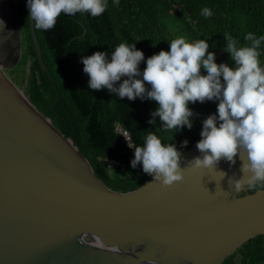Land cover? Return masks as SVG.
I'll return each mask as SVG.
<instances>
[{"label":"water","instance_id":"1","mask_svg":"<svg viewBox=\"0 0 264 264\" xmlns=\"http://www.w3.org/2000/svg\"><path fill=\"white\" fill-rule=\"evenodd\" d=\"M10 4L4 30L15 29L19 41ZM29 26L47 71L30 18ZM18 61L0 56V264H223L264 236V190L236 193L228 183L243 175L239 155L235 165L196 168L188 164L200 155L196 143L182 152V181L162 186L150 177L133 191H113L11 79Z\"/></svg>","mask_w":264,"mask_h":264},{"label":"trees","instance_id":"2","mask_svg":"<svg viewBox=\"0 0 264 264\" xmlns=\"http://www.w3.org/2000/svg\"><path fill=\"white\" fill-rule=\"evenodd\" d=\"M10 2L26 27L25 53L13 72L27 71L25 91L32 103L73 140L101 181L123 193L141 187L151 176L143 172L142 165L131 167L134 154L116 132L117 125L128 131L133 146L141 145L145 134L152 131L162 142L174 143L184 152L201 139L202 120L216 112L217 102L190 104L197 114L192 118L193 128L164 132L158 118L156 125L148 123L157 107L155 101H131L107 89H89V77L83 72L80 57L96 51L110 54L116 45L127 42L136 43L147 59L162 49L168 50L171 39L184 35L190 41L207 39L208 51L216 52L217 63L231 66L230 54L223 50L226 33L241 45L246 43L244 36L248 32L264 35V0H119L118 5L108 0L100 16L61 14L52 30L35 28L47 69L43 71L32 45L27 10L20 0ZM204 7L212 10L211 17L201 15ZM260 61L264 65V44ZM145 66L142 62L140 68ZM184 140L188 141L186 147L182 146ZM109 159L120 165L108 170ZM223 264H264V236L242 244Z\"/></svg>","mask_w":264,"mask_h":264},{"label":"clouds","instance_id":"3","mask_svg":"<svg viewBox=\"0 0 264 264\" xmlns=\"http://www.w3.org/2000/svg\"><path fill=\"white\" fill-rule=\"evenodd\" d=\"M113 3L118 5L119 0ZM26 7L34 28L49 31L61 14L102 15L108 0H26ZM201 15L211 17L212 10L204 7ZM224 37L223 50L230 54L231 66L217 63L216 52L208 51L207 39L190 41L184 35L171 39L168 50L162 49L147 59L136 43L122 42L110 54L96 51L81 56L79 62L89 77V89H107L131 101H155L157 107L148 123L156 125L158 118L164 132L185 127L191 130L192 118L197 114L189 105L217 102L216 112L202 120L201 139L196 144L200 155L188 164L211 169L223 159L235 165L239 155L243 175L229 177L230 188L236 193L264 190V65L260 61L264 35L248 32L243 45L231 34ZM142 62L146 64L143 69ZM187 145L184 140L182 146ZM129 147L134 148L131 167L142 165L143 172L162 186L184 179L182 152L176 144L164 143L155 132L148 131L141 145L129 143ZM219 172L222 179L227 175ZM147 264L156 261L148 259Z\"/></svg>","mask_w":264,"mask_h":264},{"label":"flooded vegetation","instance_id":"4","mask_svg":"<svg viewBox=\"0 0 264 264\" xmlns=\"http://www.w3.org/2000/svg\"><path fill=\"white\" fill-rule=\"evenodd\" d=\"M7 21H5L4 25H3V29L0 32V56L1 58L7 63H13L15 61L16 58H19V61L17 62L16 66L14 68H12L11 70H9V75H11L13 73H18V72H13L15 70V68H17L21 62V60L23 59V55L25 53V47H26V27L25 24L21 23L18 19V23H19V41L17 38V35H15V29H13L11 31V29L9 30V32H5L4 30V26L6 24ZM18 45H20V47L18 48ZM30 65V62L27 64V66ZM22 69V68H19Z\"/></svg>","mask_w":264,"mask_h":264},{"label":"rangeland","instance_id":"5","mask_svg":"<svg viewBox=\"0 0 264 264\" xmlns=\"http://www.w3.org/2000/svg\"><path fill=\"white\" fill-rule=\"evenodd\" d=\"M11 11V4L8 0H0V32L3 29V25L7 20V16L10 14ZM11 79L21 88L25 90L26 86V78H27V71L26 72H18L13 73L11 72L10 75Z\"/></svg>","mask_w":264,"mask_h":264},{"label":"built area","instance_id":"6","mask_svg":"<svg viewBox=\"0 0 264 264\" xmlns=\"http://www.w3.org/2000/svg\"><path fill=\"white\" fill-rule=\"evenodd\" d=\"M116 132L119 133L122 138L124 139V141L128 144L129 146V143H131V140H130V136H129V133L128 131L122 129L119 125L116 126ZM128 139H127V138ZM129 140V141H128ZM132 144V143H131ZM133 145V144H132ZM131 150H132V153L134 154V148L130 147ZM107 163H108V170H112L116 167H118L120 165V163L114 159H109L107 160Z\"/></svg>","mask_w":264,"mask_h":264}]
</instances>
